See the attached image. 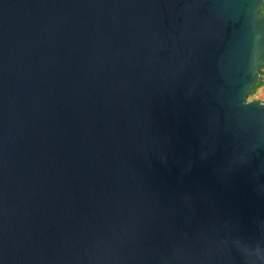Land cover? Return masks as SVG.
<instances>
[{"label": "water", "instance_id": "1", "mask_svg": "<svg viewBox=\"0 0 264 264\" xmlns=\"http://www.w3.org/2000/svg\"><path fill=\"white\" fill-rule=\"evenodd\" d=\"M264 0H0V264H264Z\"/></svg>", "mask_w": 264, "mask_h": 264}, {"label": "trees", "instance_id": "2", "mask_svg": "<svg viewBox=\"0 0 264 264\" xmlns=\"http://www.w3.org/2000/svg\"><path fill=\"white\" fill-rule=\"evenodd\" d=\"M260 13L262 14V16H264V4L261 8ZM263 71H264V66H262L260 68V78L259 80L255 83L254 87L252 88V90L250 91L247 100L253 101L254 100V96L257 93L258 89L261 88L264 85V80H263Z\"/></svg>", "mask_w": 264, "mask_h": 264}, {"label": "rangeland", "instance_id": "3", "mask_svg": "<svg viewBox=\"0 0 264 264\" xmlns=\"http://www.w3.org/2000/svg\"><path fill=\"white\" fill-rule=\"evenodd\" d=\"M263 80H264V71H263ZM254 99L264 103V85L258 89L257 93L254 96Z\"/></svg>", "mask_w": 264, "mask_h": 264}]
</instances>
